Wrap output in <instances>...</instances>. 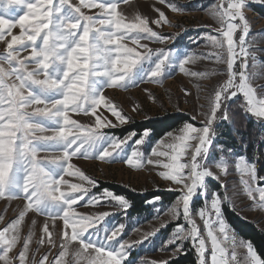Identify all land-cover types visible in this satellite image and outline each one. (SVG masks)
<instances>
[{"label": "snow or ice", "instance_id": "snow-or-ice-1", "mask_svg": "<svg viewBox=\"0 0 264 264\" xmlns=\"http://www.w3.org/2000/svg\"><path fill=\"white\" fill-rule=\"evenodd\" d=\"M23 2L24 0H0V5L7 11L12 5ZM127 2L128 0H80V5L76 6L71 0H37V3L26 5L29 14L22 16L18 21L22 29L21 35H12V30L17 25L0 18V41H6L11 35L5 53L0 54V198L27 201L19 218L0 230V261L4 264H12L9 253L20 240L19 225L28 211L52 219L62 218L64 227L73 229L70 236L67 232L64 233L60 244L62 251L59 258L53 260V264H66L70 245L75 241H79L81 246L73 252L75 264H80L81 259L86 260L87 264H125L133 244L142 243L155 234L146 233L143 240L129 243L118 239L124 229L123 224L112 228H98L97 224L109 213H100L96 217L78 215L74 212L73 205L85 200V197H88L86 204H97L101 199H110L126 210L130 206L129 201L107 190L103 196L89 195V188L80 183L68 184L64 179L65 175L76 176L88 185L96 186L94 179L85 175L71 162L73 157L98 159L109 164L123 162L136 169L142 168L145 161L147 164H160V161L145 158L137 148H133L130 153L125 152L122 145L132 140L136 133H129L123 139L111 136L103 130L118 126L112 121L96 116L95 125L87 126L70 119V112L85 115L91 113L95 116L97 109L104 106L116 117L119 125H124L131 117L124 115L122 109L104 96L105 88L118 87L127 90L144 82L162 84L168 75L167 69L173 63L186 75H204L189 72L185 67L201 58L195 54L186 53L183 58H174L171 52L164 49L153 50L147 44L141 45V40L163 44L169 37L154 31L147 18L136 15L129 19L118 11L120 5ZM163 2L164 0H161V3ZM255 2L262 3L264 0ZM169 7L176 12L185 11L175 3H171ZM82 8L100 9L99 18L85 15ZM244 8L245 0H227V7L224 3H218L211 9V14L222 26V38L217 39L216 36L209 35L206 39L214 48L221 50L213 55L217 62L227 63L230 78L216 92L213 110L206 125L201 129L186 125L182 129L184 135L173 138L178 143L167 145L172 150V155L157 151L156 148L151 153L152 156H167L171 161L162 165L169 170L160 173L164 179L176 184L191 180L190 185L184 184L187 192L170 209L175 219L179 216L178 207L182 203L183 218L191 225V230L185 231L182 226H178L165 244H176L177 241L183 242L191 237L199 254V264H205V240L191 217L189 205L197 195V189L205 187V177L213 175L196 161V157L205 158L211 145V125L216 118V109L221 107V94L227 98L228 90L235 88L247 98L248 111L258 118H264V99L257 100L256 88L252 85V80L256 78L254 69L257 53L249 51L250 48L254 49L255 45L254 38H249L250 26L244 15ZM159 16L160 19L153 23H168L163 12H159ZM237 20L242 23H235ZM237 30L242 34L238 40H234ZM38 39L41 40L40 44L36 43ZM127 39H131L133 44L142 47L144 51L139 52L136 48L122 43ZM28 49H31L30 56L21 58V53ZM238 57L242 59L241 70L237 74L232 69ZM249 59L252 61V70L249 69ZM144 63L149 65L147 69L143 67ZM237 75L239 83H236ZM230 95L235 97L237 91H232ZM37 105L44 107L33 109V106ZM36 117L42 119H35ZM149 135V130H145L142 138L137 139L135 143L143 144L144 138ZM191 139L199 141L192 162L179 163ZM162 143L163 141L158 142L156 147ZM40 152L60 155L51 160L52 166H48L37 159ZM217 166L227 171V165ZM237 167L243 176L247 177L242 180L247 196L256 201L259 207L264 208V186H257L255 183V166L250 167L241 160ZM185 168L190 170L187 176L184 175ZM65 184H68L70 189L67 193L61 191V186ZM220 204L219 196L212 199L210 212L214 214L215 219H205L207 235L212 242L211 264H264L250 242L245 244L238 241L234 235H229L227 225L222 219ZM208 215V212L200 211L201 218ZM213 224L217 225V229L213 228ZM77 226L79 231L76 230ZM90 228L93 231H89ZM217 230L223 234V240L231 248L230 255L228 247H222L218 241L215 234ZM43 232L48 237L47 242L55 246L47 224L44 225ZM31 242L30 235L18 256L19 264H28ZM39 243L43 244L44 239ZM182 247V243L178 244L172 255L176 256ZM239 247L247 249L243 260H237L236 250ZM47 260L48 256L45 255L40 264H46ZM32 264H35L34 260ZM128 264L140 262L128 261ZM152 264L169 262L153 261Z\"/></svg>", "mask_w": 264, "mask_h": 264}, {"label": "rangeland", "instance_id": "rangeland-1", "mask_svg": "<svg viewBox=\"0 0 264 264\" xmlns=\"http://www.w3.org/2000/svg\"><path fill=\"white\" fill-rule=\"evenodd\" d=\"M29 3H37V0H24L19 5H12L7 11H4L3 5H0V18L6 19L15 23L17 26L12 30V35H21L22 29L19 27V19L29 14L26 7ZM73 5L79 6L80 0H71ZM175 3L178 7L185 9L183 12L173 11L169 5ZM218 3H224L227 7V0H128L127 3L120 5L121 11L129 19L136 15L145 17L149 20V26L165 37H169L166 43H153L147 40H141L140 44H147L153 50L164 49L166 52H171L174 58H183L186 53L195 54L201 57L195 62H190L185 65L189 72L202 73L201 76L186 75L179 70L175 63L167 69V77L162 84L144 82L138 86L131 87L127 90L118 87H108L104 89V96L116 104L124 115L131 117V120L124 125H119L116 117H114L106 107L101 106L97 109L96 115L89 113L70 112V119L77 121L80 124L87 126H94L96 116H100L104 120L112 121L117 124L115 128H105L108 135L116 136L121 139L128 136L129 133H136L126 145H122L125 152L130 153L133 148L141 151L145 158H151L153 161H160V164H147L140 169L130 167L123 162L118 163H105L98 159H83L73 157L72 163L76 168H79L85 175L91 177L96 181V186L92 187L86 181H81L76 176L65 175L64 179L71 183H80L85 188H89V195L100 194L103 196L105 190L112 192L111 187L125 189L134 194L143 196L149 194H166L167 198H171V202H159L154 215L149 217H133L129 215L130 206L125 210L119 207L116 201L110 199H101L97 204H86L85 200L79 201L73 205L74 212L78 215H85L96 217L100 213H109L102 221L97 224L98 228L108 226L112 228L120 224L124 225L122 233L118 239L121 241H128L129 243L143 240L146 233H155L150 235L148 239L143 240L142 243L133 244L129 250L130 256L128 261L140 262V264H152L153 261L167 260L170 263L178 261L186 256L188 259L196 256L195 264H199L197 249L193 246L191 237L181 242L177 241L176 244H165L175 228L182 226L185 231L191 230V225L183 218L182 203L178 207L179 216L173 218L170 209L176 205L180 197L187 192L184 184H191V180H186L184 183L176 184L174 181L164 179L160 173L167 172L168 169L163 168V163H170L171 161L167 156H152V150L156 148L157 151L168 152L172 155V150L167 147L168 144L174 141V137L184 135L182 129L186 125H192L197 129L203 128L211 116L213 110V101L217 91H219L229 80V70L227 63L217 62L214 53L221 50L214 48L211 43L206 39L207 36H216L221 39L220 29L221 25L217 22L211 14V9ZM256 8H264V2L257 3L255 0H245L244 15L249 22V38H254V49L250 48L249 51H256V78L252 80V85L256 88L257 100L264 99V18L260 16ZM157 9L159 11H157ZM85 15L96 16L99 18L100 9L98 8H82ZM159 12H163L167 18L168 23L161 22L156 25L153 21L160 19ZM30 19L32 17L30 16ZM237 24L242 22L237 20ZM27 27V25H26ZM239 30L234 34V40H238L241 36ZM43 36V33L41 34ZM11 41V35L6 38V41H0V54L5 53L7 42ZM30 43V42H29ZM37 44L41 40L36 41ZM128 47L136 48L137 51L143 52L144 49L136 44H133L131 39L122 41ZM14 47H18L14 45ZM226 47V45H225ZM31 49L21 53V58L30 56ZM155 59V57H154ZM241 57H238L233 66L232 71L239 73L241 66L239 64ZM241 62V61H240ZM28 63V61H26ZM147 69L149 65L143 64ZM249 69L252 70V61L249 59ZM43 78V77H41ZM239 75L236 77V83H239ZM232 91H237L235 97L231 96ZM229 94L225 98L221 94V107L216 109V118L213 121L211 145L206 157H196V161L203 165L204 169L211 171V177H205L203 189H197V195L190 201L191 217L195 220L196 226L200 230L201 237L205 240L204 260L205 264H211L212 242L207 235L208 228L205 224V219H215L214 214L210 212L211 201L216 196L221 199V215L222 219L227 225L229 235H234L238 241L245 244L250 242L243 239L229 224L226 218L225 208L229 211L236 213L242 220L254 224L264 233V208L259 207L256 201L250 199L242 183L243 176L237 165L241 160L245 161L248 166H255L257 175L256 159L249 158L246 153L247 143L241 140L238 133L233 131L232 119L228 106L232 100L237 99L238 96L243 97L245 102L246 114L251 118L256 117L252 112L248 111L247 98L242 93L238 92L235 88L228 90ZM35 107H44V105H37ZM136 109L135 111L133 109ZM33 109H30L33 110ZM168 114H183L190 117L191 121L178 129L168 132L162 138L152 141L150 135L144 138V143L137 145L135 141L142 138L143 133L129 130L137 124L149 122L157 118L163 117ZM227 116L225 119L224 117ZM258 118V117H257ZM35 119H42L36 117ZM263 119L264 118H260ZM224 121V122H223ZM227 127L233 132L234 139L237 144L234 148L227 147V141L224 135L227 133ZM124 130L127 133L124 134ZM129 130V131H128ZM117 131V132H116ZM118 131H123L119 132ZM51 134V133H48ZM171 134V135H169ZM195 136L196 134H192ZM163 141L157 148L158 142ZM257 140V144L260 143ZM189 147L184 151L179 159V163L190 164L192 156L195 155V149L199 147L198 139H191L188 141ZM60 153L40 152L37 159L48 166L51 165V160ZM227 165L225 172L217 165ZM75 170V169H74ZM198 171L201 169H197ZM184 175L189 174V168H185ZM257 186H264V178H259L257 175ZM68 184L61 186V191L69 192ZM203 193V194H201ZM58 194V193H57ZM78 195V194H77ZM119 196V195H117ZM258 198V194H257ZM27 201L22 199L7 200L0 198V230L8 227L12 222L17 220L20 213L24 211ZM130 205V204H129ZM204 210L209 213L205 218H201L200 211ZM47 224L49 232L52 233L51 239L55 242V246L49 244L47 235L43 232L44 225ZM163 225V226H162ZM213 228L217 229V225L213 224ZM138 229V230H137ZM79 231V226L76 228ZM73 229L71 227L65 228L62 218L52 219L50 217L38 214L34 211H28L24 216L22 223L19 225L20 240L13 250L9 253V258L12 264H19L18 256L23 250V245L26 239L31 235L32 242L29 245L28 264H40L42 258L47 255L48 260L46 264H53V260L59 258L62 251L60 244L64 239V233L67 232L71 235ZM93 231V229H89ZM218 241L221 242L222 247H228L229 255L231 248L227 242L223 240V234L218 230L215 233ZM44 239V243L39 241ZM183 244V247L176 256L172 252L176 249L178 244ZM251 243V242H250ZM252 244V243H251ZM253 246V245H252ZM79 241L72 242L70 245V252L66 257V264H75L74 250L80 248ZM163 249V250H161ZM253 249L255 250L254 246ZM2 251V250H0ZM91 251V250H90ZM256 252V250H255ZM257 253V252H256ZM247 254L246 247H239L236 250L237 260H243ZM258 255V254H257ZM259 256V255H258ZM260 257V256H259ZM261 259V258H260ZM262 260V259H261ZM128 261L125 264H128ZM263 261V260H262ZM0 264H4L0 261ZM80 264H87V261L81 259Z\"/></svg>", "mask_w": 264, "mask_h": 264}, {"label": "trees", "instance_id": "trees-1", "mask_svg": "<svg viewBox=\"0 0 264 264\" xmlns=\"http://www.w3.org/2000/svg\"><path fill=\"white\" fill-rule=\"evenodd\" d=\"M261 17L264 18V8H256ZM245 100L243 97L238 96L237 99L232 100L228 106L230 116L232 119V127L235 133H238L241 140L247 143L246 153L249 158L256 159L257 175L259 178H264V120L252 117L246 114ZM191 121L190 117L183 114H168L155 120L137 124L135 127L130 128L131 131L144 133L149 130L150 138L154 142L163 137L170 131L178 129L180 126L185 125ZM224 122V121H223ZM128 130V131H129ZM117 132V131H116ZM123 132V131H118ZM227 133L224 135L226 138L225 145L234 148L237 140L234 139L233 132L227 127ZM127 131L124 130V134ZM260 143L257 144V140ZM117 195L125 197L130 204L129 215L130 217H151L156 212V207L159 202H171V198H167L166 194H149L137 195L125 189L111 187ZM150 201L152 203H150ZM226 218L230 226L245 240L250 241L254 246L257 254L264 261V233L257 228L254 224L242 220L236 213L229 211L225 208ZM196 256L188 259L184 257L181 260L173 261L170 264H195Z\"/></svg>", "mask_w": 264, "mask_h": 264}, {"label": "built area", "instance_id": "built-area-1", "mask_svg": "<svg viewBox=\"0 0 264 264\" xmlns=\"http://www.w3.org/2000/svg\"><path fill=\"white\" fill-rule=\"evenodd\" d=\"M240 61H241V59H240ZM239 61V64H240V66H241V62Z\"/></svg>", "mask_w": 264, "mask_h": 264}]
</instances>
